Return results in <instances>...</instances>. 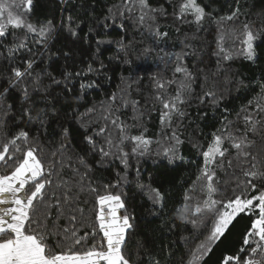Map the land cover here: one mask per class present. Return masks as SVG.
<instances>
[{
    "label": "snow or ice",
    "instance_id": "1",
    "mask_svg": "<svg viewBox=\"0 0 264 264\" xmlns=\"http://www.w3.org/2000/svg\"><path fill=\"white\" fill-rule=\"evenodd\" d=\"M235 2L237 6L219 18L207 12L198 0H172L171 3L173 16L182 23L195 24L198 29L205 21L217 23L213 55L218 57V67L221 62L233 59L234 53L243 55L249 61L256 59L254 41L261 37V31L250 23L236 26L241 10L240 0ZM33 7V0H0V38L17 36V31L25 33L24 38L17 37L18 42L14 47L7 48L5 58L10 62V76L8 86L0 92V167L5 169L0 173V264H144L141 257L146 253L151 256V253L144 249L143 244H138L136 260H133L130 248L135 231L134 217L127 213L122 195L111 190L119 188L121 181L127 182L130 160L149 154L153 143L157 145V155H163L169 163L183 159L179 155L183 140L177 122L187 116L183 109L189 103L192 84L196 79L194 72L184 63L187 53L165 52L168 56L166 63H174L175 66L171 79L155 83V100L160 104V134L155 141L143 132L140 135L130 134L135 124L129 125L122 120L120 111L131 104L135 113L139 102L130 101L123 88L107 95L99 105L93 104L77 117L81 125H84V118L87 117L94 129L91 135L87 134L89 129H85L83 143L88 145L93 156H99L97 165L105 166L106 162L119 161L123 167V172L116 173V183L104 184L101 188L92 178L93 166L83 156L77 154L74 159L69 152L68 128L63 129L59 147L49 154H45L40 146L39 133L46 131L51 115L47 100L49 88L64 83L63 90L71 92L70 85L78 79L80 95L76 99L79 101L90 90L100 87L98 80H90L89 76H103L105 66L101 63L97 69L89 64L75 75L65 71L63 81L57 80L50 72H36V60L45 55L49 41L54 40L61 30L78 37L80 24L71 16L66 22L62 21L59 27L52 20L32 23ZM161 15L167 13L162 6L154 7L152 0H120L118 5L109 7L108 15L100 23L105 29L115 27L125 33L131 25L146 32L159 44L168 36L167 32L159 29L158 18ZM109 19L112 20L111 24L107 23ZM91 31L90 28L89 33ZM29 37L34 40L32 47L28 44ZM124 39L122 36L117 41L97 40L96 51L101 52L102 44L116 43L127 52L129 45L123 43ZM150 51L149 48L144 49L145 54ZM22 52L28 54L27 59L23 58ZM64 55L65 58L69 57L68 53ZM17 57L23 60V70L11 65ZM40 62L43 63V60ZM124 63L129 64L130 61L126 59ZM45 79L50 83L46 84ZM228 83L240 85L243 82ZM12 89L19 90L24 104L31 101L18 113L13 111L15 105L6 103ZM198 99L201 103L218 107L223 93L208 88ZM143 115L140 113V119ZM240 119L243 120L242 128L234 126L225 117L221 127L211 133L206 147L194 145L203 162L182 199L171 208V215L194 228L203 226L207 235L200 232L192 239L185 238L187 250L180 253L176 264H207L206 258L214 246L226 238L230 225L241 215L250 220V226L245 230L239 248L232 254L224 255L221 264H264V182H258L264 181V149L254 152L255 142L249 138L250 134L257 132L264 138V83L241 107L237 113V120ZM174 124L176 127H173ZM33 130L37 135H33ZM226 144L234 150L236 166L244 177L237 182L234 190L237 194L227 198L221 192L217 177V169L223 170L226 157L231 155ZM129 145L130 152L126 150ZM227 167H233L232 159L228 160ZM139 188L154 209L167 207L161 189L151 184H141ZM90 198H94L91 212L95 219L88 224L85 209L92 203ZM81 227H91L92 231L80 235ZM53 234L58 237L56 247L59 251L48 243L49 236ZM201 235H204L203 240L200 239ZM89 239L93 243L86 246ZM167 253L171 260L176 261V253L171 246L167 247ZM148 264H159V259L153 258Z\"/></svg>",
    "mask_w": 264,
    "mask_h": 264
},
{
    "label": "trees",
    "instance_id": "2",
    "mask_svg": "<svg viewBox=\"0 0 264 264\" xmlns=\"http://www.w3.org/2000/svg\"><path fill=\"white\" fill-rule=\"evenodd\" d=\"M198 2L205 6L206 11L212 13L215 18L229 14L237 6L235 0H198ZM119 3L120 0H33L32 23L52 20L59 27L62 21L66 22L71 16L76 23L80 24L77 28L78 37L61 30L54 40L49 41L45 55L36 60L34 65L36 72H50L57 80L63 81L65 71L75 75L77 71L86 69L89 64L97 69L100 68L101 63L105 66L102 69L103 76L99 74L89 76L90 80L97 79L100 87L90 90L79 101L76 99L80 95L78 79L70 85L71 92L63 90L64 83H61L59 87L52 85L49 88L50 94L47 100L51 115L46 131L39 133V143L44 148L45 154H49L50 151L59 147L63 129L68 128L70 133L67 142L68 150L74 159L78 154L93 166L92 178L96 185L102 188L104 184L116 183V173L123 172L122 165L119 161L106 162L105 166L97 165L99 156H93L88 145L83 143L85 129H89L87 133L89 135L94 129L87 117L84 118V125L78 122L77 117L93 104L99 105V102L105 100L107 95L123 88L128 93L127 98L130 101L139 102L138 111L135 113L131 104L121 108L120 111L122 120L129 125L135 124L130 134L140 135L143 132L145 136L155 141L160 134V104L155 100L157 91L155 83L171 79L172 68L175 66L174 63H166L168 56L165 52L187 53L184 63L194 72L196 79L192 84L189 103L183 109L187 116L177 122L180 124L178 131L183 140V144L179 146V155L183 159L169 163L163 155H157L158 148L153 143L149 154L130 160L127 182L121 181L119 188L111 190L122 195L127 213L134 217L135 231L130 248L133 260H136L137 245L143 244L144 249L151 253V256L146 253L141 257L144 259V264H148L153 258H158L159 264H176L180 253L187 250L185 238L192 239L200 232L207 235L203 226L194 228L191 224L175 220L171 215V208L182 199L185 189L191 184L198 167L203 162L194 145L206 147L211 140V133L221 127V121L225 117L228 121H232L234 126L242 128L243 120H237V113L247 104L248 99L259 91L260 84L264 83V0H240L241 14L236 21L237 27L250 23L256 30L261 31V37L254 41L255 61H249L243 55L234 53L233 59L221 62L219 67L218 57L213 55L216 50L217 23L205 21L202 28L198 29L195 24L182 23L175 19L171 6L172 0H152L154 7L162 6L167 13L158 18V25L160 31L167 32L168 36L157 44L146 32L132 27L130 22L127 33L115 27L108 29L102 27L100 22L108 15L109 7ZM107 23L111 24L112 20L109 19ZM90 28L91 33H89ZM24 36L23 31H17V36L9 35L0 38L2 41L0 42V92L8 86L7 81L10 76V62L5 58L7 48L14 47L18 42L17 37L22 39ZM122 36L125 37L123 43L129 45L127 52L116 43H112L102 44L101 52L97 53V40L117 41ZM28 44L29 47L34 44L31 37L28 38ZM228 46L231 47V44L229 43ZM145 48L151 51L145 54ZM64 53H68L69 57L65 58ZM22 56L24 59L28 58L26 52H22ZM172 58L174 61V55ZM41 59L43 63L40 62ZM126 59L130 61L129 64L124 63ZM11 65L18 66L21 70L24 67L20 57L11 62ZM228 81L243 83L238 85ZM45 83L49 84L50 81L45 79ZM208 88L223 93V99L220 100L218 107L211 103H201L198 99ZM34 99L39 100L41 97H34ZM6 103L15 105L13 111L18 113L22 107H28L31 101L29 104H24L19 90L12 89ZM140 113L144 114L142 119H140ZM134 116H136L135 120ZM20 126L24 127V125ZM173 127H176V124ZM33 135H37L35 130ZM249 138L255 142L254 152L264 149V138L259 132L250 134ZM225 147L229 145L226 144ZM126 150L130 152L131 146L129 145ZM229 152L231 155L226 157L223 170L217 169L221 192L226 198L237 194L234 191L237 182L244 179L236 166L234 150L229 147ZM229 159L233 160L231 168L227 167ZM137 169L140 171L139 176H137ZM4 171L5 169L0 167V173ZM141 184H151L161 189L166 197L167 207L163 210L154 209L141 193L139 188ZM90 199L92 203H89L85 209L88 214L86 217L88 224L95 219L91 212L94 198ZM249 226L250 220L246 216L238 217L233 225H230L226 238H222V242H217V246H214L213 251L206 258L207 264H221L224 255L234 253L239 248L243 234ZM91 231V227H81L80 235ZM204 235L200 236L201 240L204 239ZM48 243L59 251L56 247L58 237L55 234L49 236ZM92 243L93 241L89 239L86 246H91ZM168 246H171L172 251L176 253V261L169 258Z\"/></svg>",
    "mask_w": 264,
    "mask_h": 264
}]
</instances>
